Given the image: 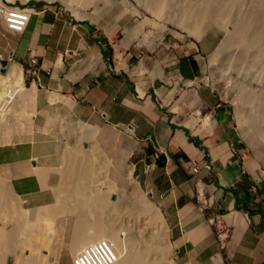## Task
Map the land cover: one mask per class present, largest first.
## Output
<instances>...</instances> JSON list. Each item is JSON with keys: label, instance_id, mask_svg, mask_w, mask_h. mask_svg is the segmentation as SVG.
Listing matches in <instances>:
<instances>
[{"label": "crops", "instance_id": "crops-1", "mask_svg": "<svg viewBox=\"0 0 264 264\" xmlns=\"http://www.w3.org/2000/svg\"><path fill=\"white\" fill-rule=\"evenodd\" d=\"M44 5L33 6L22 33L8 31L0 17V54L26 68L34 55L39 90L69 97L77 119L122 135L125 146L102 144L128 157L159 206L177 264H264V155L251 150L234 105L201 80L217 35L208 31L198 39L170 41L162 36L151 56L138 42L141 32L133 48L124 38L115 45L121 26L108 32L59 5ZM111 51L123 57L112 61ZM40 136L0 146V202L10 195L19 220L10 247L0 248L6 259L1 264H18L30 247H43L44 219L31 214L57 202L58 160L53 142ZM5 221L1 216L0 226ZM221 231H227L225 241ZM58 264L68 262L60 258Z\"/></svg>", "mask_w": 264, "mask_h": 264}, {"label": "rangeland", "instance_id": "rangeland-1", "mask_svg": "<svg viewBox=\"0 0 264 264\" xmlns=\"http://www.w3.org/2000/svg\"><path fill=\"white\" fill-rule=\"evenodd\" d=\"M3 1L15 7L18 5H24L25 8L28 9H33L34 3H44L45 4L44 7H48V6L56 7L58 4L66 12H68L73 17H75L78 21H82L83 23L85 22L95 23L99 26H103L108 32L118 28V26H121L122 33L120 35L118 34L114 39L115 45L121 43L124 38L127 42V45L131 43V46L133 48L134 43H136L134 41V37L137 33L139 34V32H141V37L138 39L139 40L138 42H141L142 45L145 44V47H148L141 49L144 50L146 54H150L151 52L150 54L151 56L156 55L155 47H157L158 44L161 45L164 42V40L162 39L159 40L162 36L163 39L167 37L168 41H170L172 37H180L183 35L186 38V40L198 39L197 37L189 34V32L187 31V27H185L186 24L185 22L182 21V19L181 20L175 18L172 19L169 16H165L163 13H159L153 8L152 6L153 2L144 4L142 2L143 0H3ZM161 5L162 4H159V7H161ZM74 10L80 12L83 15V17H79L75 15ZM179 22H181V24ZM208 31H212L217 35V45L215 50L209 55V57L203 60L205 67V74H204L205 82H207L210 85H213V87L216 88L221 93L224 99H226L228 102H231L234 105L236 112V122L239 128L241 129L243 136L245 137L248 145L251 147V150L259 151L264 155V140H261L260 137L256 134V132L253 129L249 128V126L246 123H242L241 113L247 112L248 109L247 106L244 105V103L241 101V99L236 97L238 93L234 80L230 79L227 76L226 78L219 79L220 76L217 74L218 72L215 71V67L223 70L231 68L228 67L229 63L227 61L229 57V55L227 54H229V52L228 51L227 52L224 51V53L221 52V54L219 55L220 58H218L217 62L214 60L217 66L216 64L215 67H213L212 65L213 63L211 57L213 56V54H215L218 51L222 42L225 41V39L228 36V32L219 24L211 25L206 30L205 33H207ZM205 33L202 35V37L205 35ZM167 39H165V41ZM119 57H123V56L121 54L120 55L112 54L111 60L113 61L115 59L116 61H118ZM154 59L157 60V57H155ZM19 64L23 68V77L21 81L19 79L12 78L11 75L9 76V65L8 68L7 66L5 67L6 68L5 72H2L1 69L4 66L2 62H0V101H2L0 107L4 108V111H7V109L14 110V114L16 116V118H14L15 116L13 117L14 119L11 122H9L10 124L7 127L9 128L8 130L11 131V133L14 132L13 133L14 140L13 139L10 140L9 138L8 140L10 141H7V143L4 145L23 142L32 138L35 134L40 135L41 133H43L41 134L42 136L43 135L46 137L48 136L47 139L48 138L49 140L52 139L51 141L52 142L54 141L53 143H55L53 148L55 150L57 160L59 159L58 165L56 167V171L60 175V179L57 183V190L59 192H62L61 196L59 195L57 196V202L55 203L57 206L53 204L50 205L49 207L50 210L51 209L52 210L56 209L58 211L60 210V213L58 214L60 216L56 215L57 217L53 218V220L51 217L45 220V218H43L41 214H38L40 212L38 210H36L34 214H31L36 219H38L40 216L42 219H44L45 229H47V231L44 229V235L42 237L43 246L45 245L44 248L42 247L41 249L38 250L30 247L29 249L30 252L32 253L29 254L27 253L28 256L25 258V260L33 259V260H39V262L41 261L42 263L44 261V264L47 263L58 264L57 259L59 260L60 258H62L63 260H66L68 264H74L73 255H75L77 252L72 255V253L69 250V246L71 244L72 226L77 218L75 214L69 213L67 210L65 211L61 210L64 204V198L66 196L65 191H67L69 187H71L70 182H67L68 180H66L65 175L63 174V172L65 171V166L59 156V147L61 144L60 141H61V134L63 133V129L68 127L73 129L71 130L72 133L70 134H72L71 135L72 140H75V145H76L75 151L78 153L79 161H82L81 169L79 170V172H85L86 175V179L82 180L83 182L82 185L85 186V188L87 187L92 188V185L94 186L96 185L95 188L98 190L99 188H103V184L101 183V181L102 178L104 179V177H106L105 179L107 181L109 180V182L114 183L115 187L117 189H120L127 181L126 172H128L130 167L133 168V166L129 163L128 157H126L122 152H117L116 148L110 146L108 147L102 144V142L108 141L109 143L115 145L125 146L126 142L123 140L121 134L119 135L118 132H113V131L109 133H105L102 130H100L99 126H95L83 119H77V117L72 112L71 107H69L71 105V99L69 97H65L57 93H51L49 95H53L54 97L58 96L61 99H59V101H52V103L46 101L45 95L48 93V91L39 90L37 86V81L33 80V76H29V74L26 71V67H24L21 63ZM27 82H31V83L33 82L34 85L31 88H28ZM28 95L31 98L29 97L28 99H25L26 96ZM63 98L64 99L69 98L70 102L65 103ZM5 100L7 101L5 102ZM19 106H22L24 108ZM36 106L37 107L39 106L38 109L36 108ZM11 116H13V114ZM6 124L7 123L4 124V122L0 123L1 131L5 130L4 126H7ZM7 128L5 131H7ZM80 129L89 130L92 131L93 133H96V137H95L96 140L93 138L94 140L91 139L88 140L87 142L84 139L81 138H80L81 140L78 139L79 138L78 131H80ZM7 138L8 137H6V139ZM76 140L77 142L79 141L78 144H76ZM56 144H58V146ZM2 145L3 144L0 143V146ZM68 147H69V151L74 150L72 144L68 145ZM77 147L81 152L83 151L85 153L82 152L83 154H81L78 151ZM97 179L101 181L99 182L97 181ZM128 179L131 180L129 185V191L131 192L132 188H136V184L137 182H139V180L135 177L134 171L132 178H128ZM139 185L141 187V190L143 191L144 197L147 200L149 199L151 204L155 208H157V210H159V216L162 220L161 223L156 224L152 222L151 219H149L150 216H147L146 214H137L136 211L135 213H131L130 217L128 215H125L122 218L120 217L121 207L118 208L117 215L110 214L109 212H107L106 214L104 213L99 214L96 212V216L106 215L105 217L101 218L104 221L105 225L112 227L118 226L122 230L130 229L131 231L130 234L132 235L133 238L136 239L138 238L137 236L139 235L141 236V239L149 242L150 244H154L155 247H158L157 249H161L164 252V254H162L163 253L162 252L159 258L155 259V264H177V262L174 259V251H175L174 245L169 238L168 226L164 219V216L161 213V210L157 205V203L151 198L150 194L145 189H143L140 183ZM118 193H119L118 191H115L112 195H109L108 197L109 200L110 201L119 200L117 196ZM113 196H115V198H113ZM8 197L9 198L7 199L4 197L6 200L0 202L1 203L0 217L1 216L5 217V219L8 220V222L6 223L9 224L7 226L6 225L0 226V248L3 249H7L10 247L11 243L8 240L11 239V235H12L11 231H13V229L16 230L15 226L16 223H18L16 222L18 221L16 219L17 212L14 210L16 202L13 201V198L10 195H8ZM71 203L74 204L73 202H69V204L68 203L67 204L69 206H72ZM63 212H68V213H63ZM127 213L129 214V212ZM9 219H15V221L12 222ZM128 219L131 221V224L129 226L125 224ZM23 221L25 220L22 219L20 221L21 224L23 223ZM151 229H153V234H154L153 236L149 234ZM1 231H4V233ZM50 233L52 236L51 240L46 238V237H50ZM3 236H6L7 239H5ZM3 239H5V241H2ZM110 241L116 243L114 240H110ZM165 243L167 247L165 246ZM46 246L50 247V249L46 248ZM51 255L53 256L51 257ZM23 257L25 256H22V258ZM54 257L57 258L53 259ZM10 260L11 262L14 263L16 262V259L14 258ZM22 260H24V258ZM4 261H6L5 258ZM17 263L23 264L21 263V257L17 259ZM24 264H28V263H24Z\"/></svg>", "mask_w": 264, "mask_h": 264}, {"label": "bare ground", "instance_id": "bare-ground-1", "mask_svg": "<svg viewBox=\"0 0 264 264\" xmlns=\"http://www.w3.org/2000/svg\"><path fill=\"white\" fill-rule=\"evenodd\" d=\"M142 2L144 4L153 2V5H152L153 8L159 13H163L165 16H169L172 19L173 18L180 19V20L182 19V21L185 22L186 24L185 27H187V31L189 32V34L197 38H201L202 35L206 32V30L213 24H219L225 30H227L228 32L227 38L225 39V41L223 40L224 42H222L218 51L215 54H213V56L211 57L212 63H213L212 65L213 67H215V64L218 58H220L219 55L221 54V52L223 53L224 51L229 52V54H227L229 55L227 61L229 63L228 67H231V68L223 70V69L215 67V71L218 72L217 74L220 76L219 79L226 78L227 76L230 79L234 80L236 87H237V93H238L236 97L240 98L241 101L244 103V105L247 106V109H248L247 112L241 113L242 123H246L249 126V128L253 129L256 132V134L260 137L261 140H264V0H152V1L143 0ZM159 4H162L161 7H159ZM75 15L79 17H83V15L78 11H75ZM179 23L181 24V22ZM9 63H8L9 76L11 75L12 78H16L21 81L23 77L22 66L16 62H12L10 64ZM8 65H7V68H8ZM31 85L27 87H31ZM47 95L50 101H57L61 99L58 96L54 97L53 95H49V94ZM69 100H70L69 98L64 99L65 103H69L70 102ZM6 101L7 100H5V102ZM1 102L2 101H0V104ZM19 107H22V106H19ZM16 110H19V109H16ZM6 112H8L9 115ZM12 114L13 116H11ZM14 116H15L14 110L7 109V111H4V108L0 107V123H3V122L4 124L7 123L6 124L7 126H4L5 130L9 126L10 124L9 122H11L14 118H16V116L15 117ZM8 129L9 128H7V131L0 130V143L3 145L6 144L7 141H10L12 139L14 140V137H13L14 132L11 133V131H9ZM71 130L73 129L70 127L63 129V133L61 134V141H60L61 144L59 147V156L65 166V171L63 172V174L65 175L66 180H68L67 182H70V186H71L69 187L67 191H65L66 196L64 198V204L61 210L62 211L67 210L69 213L75 214L77 218L72 226L71 244L69 246V250L72 253V255L77 252L75 255H73L74 264H78L77 257L79 256L83 247H85L86 245L90 244L93 241L104 239V238L109 239V240H114L116 242L115 245L119 253V260L116 264H155V259L159 258V256L163 252L161 249H157L158 247H155L154 244H150L149 242L141 239V236L139 235L137 236L138 238L136 239L133 238L132 235L130 234L131 232L130 229L122 230L118 226L112 227V226L105 225L104 221L101 218L105 217L106 215L96 216V212L99 214H103V213L106 214L107 212H109L110 214L117 215L118 208L121 207L120 217L122 218L125 215H128L130 217V214L135 213L136 211L137 214H146L147 216H150L149 219H151V221L156 224L161 223L162 220L159 216V210H157V208H155L151 204L149 199L147 200L144 197L143 191L141 190L139 182H137L136 188H132L131 192L129 191V185H130L131 180L128 178H132L133 168L129 166L130 169L128 170V172H126L127 181L123 185V187H121L120 189H117L114 183L109 182V180L107 181L105 179L106 177H104L105 180L102 178V181L97 179V181L99 182L101 181V183L103 184V188H99L98 190L95 188L96 185L95 186L92 185V188H88V187L85 188V186L82 185L83 184L82 180L86 179V175H85V172H79V170L81 169L82 161H79L78 153L75 151L76 145H75V140H72V137H71L72 134H70L72 133ZM78 134H79L78 139L81 138V139L86 140L87 142L88 140H91L93 138L96 140L95 138L96 133H93L92 131L80 129V131H78ZM40 135H38L39 138L41 137ZM6 137L8 138L6 139ZM9 138L10 140H8ZM43 138L45 140V136ZM54 139H55V136H54ZM78 142L76 140V144H78ZM70 144H72L74 147L73 151H69L68 145ZM54 145L55 143H53V146ZM56 145L58 146V144ZM35 146H38V145H35ZM51 146L52 145L50 144V148ZM45 151H46V148H45ZM78 151L81 154L85 153L83 151L82 153L79 149ZM41 154H37V155L41 156ZM50 159L51 157L49 158V160ZM37 169L39 171V168ZM42 179L45 181V178H42ZM115 191L119 192L117 194L119 200L110 201L108 197L109 195H112ZM61 194L62 192H59V196H61ZM69 202H73L74 204L71 203L72 206H69L68 205ZM49 207H46L47 209L46 208L42 210L39 209L40 212L38 214H41V216L45 218V220L49 217H51L53 220V218H56L57 217L56 215L60 213V210L59 211L56 209L50 210ZM68 212H63V213H68ZM127 212H129V214ZM24 214L25 213H21V215L25 217ZM41 216L39 218H41ZM2 221L3 220H1V222ZM7 221L8 220H6L5 222ZM16 222H19V220ZM23 224H25V221H23ZM35 224H33L32 227ZM43 224L44 223H42V226ZM125 224L129 226L131 224V221L128 219ZM15 227H17V225ZM35 227L37 228V226ZM45 230L47 231V229ZM149 234L151 236L154 235L153 229L150 230ZM46 238L51 240L52 238L51 233H50V237H46ZM165 246H166V243H165ZM46 248L50 249V247L48 246H46ZM23 249H25V247ZM12 251H15V250H12ZM162 254H164V252ZM22 256H25L23 257L24 260H22L23 259ZM22 256H21V263L23 264L24 263L44 264V261L42 263L41 261L39 262V260H33V259L25 260V258L28 255H22ZM52 256L53 255H51V257ZM56 258L54 257L53 259H56ZM1 263H4V258L0 256V264Z\"/></svg>", "mask_w": 264, "mask_h": 264}, {"label": "built area", "instance_id": "built-area-1", "mask_svg": "<svg viewBox=\"0 0 264 264\" xmlns=\"http://www.w3.org/2000/svg\"><path fill=\"white\" fill-rule=\"evenodd\" d=\"M32 10L21 7L12 6L7 2L0 0V17L4 22L6 29L13 33H22L30 20ZM7 60L8 62L15 61L12 58L6 59L2 54H0V62ZM38 59L32 55L29 66L26 68L29 76H33V80L36 81L38 76ZM205 81L204 77L201 79ZM198 82L193 81V83ZM195 172L198 171V167L193 166ZM211 222L214 218L210 219ZM227 231H221L219 237L224 241L227 239ZM119 260V253L114 242L109 239H99L91 242L90 244L83 247L79 256L77 257L78 264H116Z\"/></svg>", "mask_w": 264, "mask_h": 264}, {"label": "water", "instance_id": "water-1", "mask_svg": "<svg viewBox=\"0 0 264 264\" xmlns=\"http://www.w3.org/2000/svg\"><path fill=\"white\" fill-rule=\"evenodd\" d=\"M2 64H3L4 67L1 69V71H2V72H5V70H6L5 67L8 65V61H7V60H3V61H2ZM30 85H31V82H27V86H30ZM37 86H38L39 88H42V85L40 84V82L37 83ZM113 198H115V196H113Z\"/></svg>", "mask_w": 264, "mask_h": 264}, {"label": "trees", "instance_id": "trees-1", "mask_svg": "<svg viewBox=\"0 0 264 264\" xmlns=\"http://www.w3.org/2000/svg\"><path fill=\"white\" fill-rule=\"evenodd\" d=\"M44 3H34V6H43ZM58 5V4H57ZM18 6H21V7H25L24 5H18ZM111 55H112V51H111Z\"/></svg>", "mask_w": 264, "mask_h": 264}, {"label": "clouds", "instance_id": "clouds-1", "mask_svg": "<svg viewBox=\"0 0 264 264\" xmlns=\"http://www.w3.org/2000/svg\"><path fill=\"white\" fill-rule=\"evenodd\" d=\"M32 10V9H31ZM32 15V14H31ZM31 18V17H30ZM2 62V61H1ZM17 62V61H16ZM9 63V62H8ZM19 63V62H18ZM37 83H38V80L36 79Z\"/></svg>", "mask_w": 264, "mask_h": 264}]
</instances>
